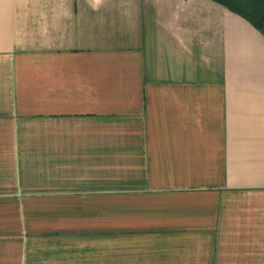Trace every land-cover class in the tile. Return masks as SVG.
Here are the masks:
<instances>
[{"label": "crops", "instance_id": "1", "mask_svg": "<svg viewBox=\"0 0 264 264\" xmlns=\"http://www.w3.org/2000/svg\"><path fill=\"white\" fill-rule=\"evenodd\" d=\"M0 264H264V33L214 0H0Z\"/></svg>", "mask_w": 264, "mask_h": 264}, {"label": "trees", "instance_id": "2", "mask_svg": "<svg viewBox=\"0 0 264 264\" xmlns=\"http://www.w3.org/2000/svg\"><path fill=\"white\" fill-rule=\"evenodd\" d=\"M246 18L264 33V0H214Z\"/></svg>", "mask_w": 264, "mask_h": 264}]
</instances>
